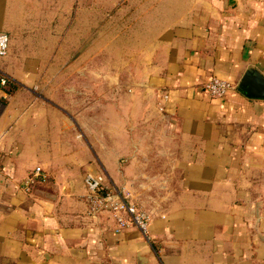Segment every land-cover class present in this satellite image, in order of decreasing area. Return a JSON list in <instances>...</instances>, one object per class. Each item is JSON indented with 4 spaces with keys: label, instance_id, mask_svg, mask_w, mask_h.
Instances as JSON below:
<instances>
[{
    "label": "crops",
    "instance_id": "0c3cea01",
    "mask_svg": "<svg viewBox=\"0 0 264 264\" xmlns=\"http://www.w3.org/2000/svg\"><path fill=\"white\" fill-rule=\"evenodd\" d=\"M130 1L0 0V264H264V98L236 89L264 75V0ZM131 11L120 54L79 67ZM212 75L234 90L208 96ZM86 172L148 213L147 239L87 212Z\"/></svg>",
    "mask_w": 264,
    "mask_h": 264
},
{
    "label": "built area",
    "instance_id": "2783aa9c",
    "mask_svg": "<svg viewBox=\"0 0 264 264\" xmlns=\"http://www.w3.org/2000/svg\"><path fill=\"white\" fill-rule=\"evenodd\" d=\"M7 45V34L0 32V57L5 55ZM11 83V79L0 71V88L5 91ZM201 87L208 96L218 99L234 90L235 85L226 79L212 75L201 84ZM46 177V173L36 166L23 178L19 188L27 193L32 185L44 182ZM82 182L89 214L101 210L107 211L114 218L117 229L132 225L147 239L150 217L146 211L127 201L126 193L116 191L106 184L101 175L86 172Z\"/></svg>",
    "mask_w": 264,
    "mask_h": 264
},
{
    "label": "rangeland",
    "instance_id": "374dc122",
    "mask_svg": "<svg viewBox=\"0 0 264 264\" xmlns=\"http://www.w3.org/2000/svg\"><path fill=\"white\" fill-rule=\"evenodd\" d=\"M130 3L136 4L137 0H132ZM95 14L99 15L100 13ZM122 14L125 13H113L112 19L106 23L103 19H99V22H97V36H92L91 43L86 42L81 45L79 67L92 69L99 65L98 67L103 69L107 51L117 56L120 54L122 48L126 46L122 42H125L127 37L136 34L138 30V13L135 11L128 12V21L125 23L121 21ZM92 30L95 31V29ZM110 37H113V42L105 43ZM65 66L73 67L76 65L66 63ZM84 74L85 76L81 77V83H87L86 80L89 78L87 72Z\"/></svg>",
    "mask_w": 264,
    "mask_h": 264
},
{
    "label": "water",
    "instance_id": "95a60500",
    "mask_svg": "<svg viewBox=\"0 0 264 264\" xmlns=\"http://www.w3.org/2000/svg\"><path fill=\"white\" fill-rule=\"evenodd\" d=\"M236 89L249 98H264V75L255 67L244 69Z\"/></svg>",
    "mask_w": 264,
    "mask_h": 264
},
{
    "label": "trees",
    "instance_id": "16d2710c",
    "mask_svg": "<svg viewBox=\"0 0 264 264\" xmlns=\"http://www.w3.org/2000/svg\"><path fill=\"white\" fill-rule=\"evenodd\" d=\"M12 88H13V84L11 83L10 85H8V86L5 88V91H6V92H10Z\"/></svg>",
    "mask_w": 264,
    "mask_h": 264
}]
</instances>
